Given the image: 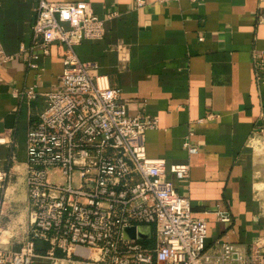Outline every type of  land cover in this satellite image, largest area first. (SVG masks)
<instances>
[{"label": "crops", "instance_id": "crops-1", "mask_svg": "<svg viewBox=\"0 0 264 264\" xmlns=\"http://www.w3.org/2000/svg\"><path fill=\"white\" fill-rule=\"evenodd\" d=\"M47 1L88 2L104 20L103 38L75 51L120 90L129 116L156 118L157 127L145 132L147 156L189 165L185 181L167 178L206 221L207 248L233 243L264 255V80L255 79L252 63L258 54L264 74V0H144L139 8L136 0ZM35 4L0 0V44L12 56L0 62V264H9L29 228L26 132L43 106L41 95L27 102L19 93L54 90L63 67L55 43L47 55L30 56ZM187 136L196 153L183 147ZM45 247L36 242L31 264H52ZM59 254L58 264H93Z\"/></svg>", "mask_w": 264, "mask_h": 264}, {"label": "built area", "instance_id": "built-area-1", "mask_svg": "<svg viewBox=\"0 0 264 264\" xmlns=\"http://www.w3.org/2000/svg\"><path fill=\"white\" fill-rule=\"evenodd\" d=\"M103 23L88 2L36 0L30 56L47 55L55 43L63 67L54 90L19 93L27 102L41 95L43 106L26 132L29 228L21 248L8 255L9 264H31L38 241L46 244L43 254L52 264H58L56 252L93 264H264L253 246L207 248L206 221L192 214L188 196L167 178L185 181L189 165L149 158L144 137L157 127L156 118L129 116L107 75L79 59L75 46L102 39ZM119 55L126 60L127 50L119 48ZM11 58L0 44V62ZM252 63L255 79L264 80L262 58L254 53ZM182 144L196 153L188 136ZM5 176L0 172V181ZM215 214L221 222L230 220L225 212ZM141 225L151 227L148 240L124 238L125 227Z\"/></svg>", "mask_w": 264, "mask_h": 264}, {"label": "water", "instance_id": "water-1", "mask_svg": "<svg viewBox=\"0 0 264 264\" xmlns=\"http://www.w3.org/2000/svg\"><path fill=\"white\" fill-rule=\"evenodd\" d=\"M150 233L151 227L149 225L131 226L123 229V236L126 239L148 240Z\"/></svg>", "mask_w": 264, "mask_h": 264}, {"label": "rangeland", "instance_id": "rangeland-1", "mask_svg": "<svg viewBox=\"0 0 264 264\" xmlns=\"http://www.w3.org/2000/svg\"><path fill=\"white\" fill-rule=\"evenodd\" d=\"M260 158H261L260 164L264 165V154H262V156ZM56 181H62V179L57 178Z\"/></svg>", "mask_w": 264, "mask_h": 264}]
</instances>
